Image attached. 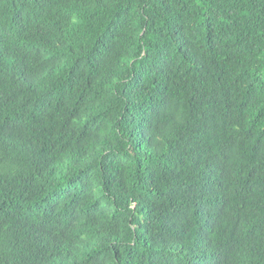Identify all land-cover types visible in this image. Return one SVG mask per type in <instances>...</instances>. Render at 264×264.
I'll use <instances>...</instances> for the list:
<instances>
[{
	"label": "trees",
	"instance_id": "obj_1",
	"mask_svg": "<svg viewBox=\"0 0 264 264\" xmlns=\"http://www.w3.org/2000/svg\"><path fill=\"white\" fill-rule=\"evenodd\" d=\"M0 264H264V0H0Z\"/></svg>",
	"mask_w": 264,
	"mask_h": 264
}]
</instances>
